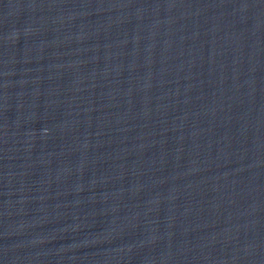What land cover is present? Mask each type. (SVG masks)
<instances>
[{"label":"water","instance_id":"1","mask_svg":"<svg viewBox=\"0 0 264 264\" xmlns=\"http://www.w3.org/2000/svg\"><path fill=\"white\" fill-rule=\"evenodd\" d=\"M0 264H264V0H0Z\"/></svg>","mask_w":264,"mask_h":264}]
</instances>
